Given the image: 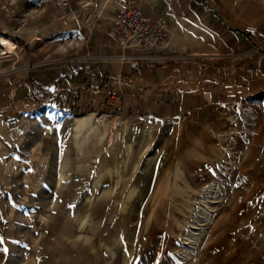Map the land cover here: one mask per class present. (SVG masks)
Segmentation results:
<instances>
[{
	"label": "rangeland",
	"instance_id": "obj_1",
	"mask_svg": "<svg viewBox=\"0 0 264 264\" xmlns=\"http://www.w3.org/2000/svg\"><path fill=\"white\" fill-rule=\"evenodd\" d=\"M105 1L89 6L115 14L125 3ZM135 2L145 13L168 4ZM243 3L251 10L246 23L255 24L264 0L189 7L197 27L221 34L212 9ZM70 14L86 17V0L66 8L0 0V36L17 45L10 55L0 52V76L19 75L41 49L62 56L58 47L72 33L53 31L52 22ZM163 18L168 42L182 17L169 5ZM26 126L10 174L0 179V264H264V91L203 116L156 122L49 111L32 114Z\"/></svg>",
	"mask_w": 264,
	"mask_h": 264
},
{
	"label": "crops",
	"instance_id": "obj_2",
	"mask_svg": "<svg viewBox=\"0 0 264 264\" xmlns=\"http://www.w3.org/2000/svg\"><path fill=\"white\" fill-rule=\"evenodd\" d=\"M97 1L86 0V17L55 16L52 30L72 33L66 45L58 47L62 56L41 49L19 75L0 76L1 180L10 174L12 148L24 138L26 121L32 114L43 117L50 111L77 119L106 112L126 121L150 118L158 122L191 113L203 116L232 104L236 96H258L264 91V7L255 16L258 20L253 25L259 31L254 35L245 30L252 25L245 21L251 11L247 4L213 8L212 15L222 21L219 34L197 27L192 19L189 3L206 4L210 0H163L182 22L173 24L170 40L149 50L147 59L133 69L121 57V53L132 50L119 46L118 30L112 23L119 11L114 15L92 11L89 5ZM118 4L116 9L122 6ZM168 4L163 9H145L153 20H162ZM238 7L244 15L237 14ZM232 50L238 51L237 57L228 55ZM76 63H81L79 69ZM33 84L44 88V94H37ZM1 194L0 181L3 243Z\"/></svg>",
	"mask_w": 264,
	"mask_h": 264
},
{
	"label": "built area",
	"instance_id": "obj_3",
	"mask_svg": "<svg viewBox=\"0 0 264 264\" xmlns=\"http://www.w3.org/2000/svg\"><path fill=\"white\" fill-rule=\"evenodd\" d=\"M59 6L66 8L72 0H53ZM112 23L118 30L117 42L123 49L132 50L131 53L123 52L121 57L129 65L136 69L147 59V52L167 42L168 24L165 20H153L145 13L135 1L125 2L119 12L114 16ZM245 30L250 34H257L259 28L248 25ZM81 63H76L75 68L79 69ZM37 94H44V88L33 84Z\"/></svg>",
	"mask_w": 264,
	"mask_h": 264
},
{
	"label": "bare ground",
	"instance_id": "obj_4",
	"mask_svg": "<svg viewBox=\"0 0 264 264\" xmlns=\"http://www.w3.org/2000/svg\"><path fill=\"white\" fill-rule=\"evenodd\" d=\"M16 49L17 45L14 40L5 36H0V52L2 55H10L11 53L15 52Z\"/></svg>",
	"mask_w": 264,
	"mask_h": 264
}]
</instances>
